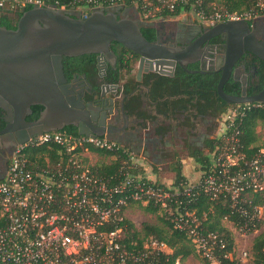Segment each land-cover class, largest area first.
Here are the masks:
<instances>
[{"label":"built area","instance_id":"obj_1","mask_svg":"<svg viewBox=\"0 0 264 264\" xmlns=\"http://www.w3.org/2000/svg\"><path fill=\"white\" fill-rule=\"evenodd\" d=\"M77 9L47 5L44 0H0V9L21 10L28 6L52 7L68 11L129 7L127 0H81ZM145 18L189 7L202 23L214 25L234 20L249 22L264 18V0L244 13L215 12L208 16L204 0H130ZM199 8V9H198ZM250 104L233 105L223 117V129L211 156V165L196 184L162 186L136 176L144 160L123 144L106 136H86L63 131L46 132L30 139L14 151L5 176L0 180V264H162L160 255L171 249L147 239L125 242L130 219L129 204L163 206L175 229L185 231L202 258L221 264L227 241L208 232L195 211L187 210L202 193L229 204L240 222L225 219L242 235L257 233L263 208L254 205L251 194L264 192V146L248 155L241 140V125ZM264 107V103H256ZM58 148L59 162L46 168L26 158L28 148ZM97 149L114 153L119 159L117 173L99 177L84 157ZM80 150H83L80 151ZM244 221V222H241ZM247 252L243 253L244 260Z\"/></svg>","mask_w":264,"mask_h":264},{"label":"water","instance_id":"obj_2","mask_svg":"<svg viewBox=\"0 0 264 264\" xmlns=\"http://www.w3.org/2000/svg\"><path fill=\"white\" fill-rule=\"evenodd\" d=\"M141 27L136 20L119 18L114 9H94L78 17L72 11L38 6L19 18L16 29L0 26V109L8 114V136L18 140L15 150L35 136L63 131L69 126L77 128L79 135L106 136L119 143L133 137L127 97L102 99V106L86 104L83 94L79 99L71 96L64 70L66 57L86 54H95L100 64L108 62L116 69L118 58L111 48L113 42L138 57L136 78L142 82L144 74L149 73L174 77L177 67L200 73L189 70L188 64L211 58L209 47L201 48V44L222 35L226 53L219 70V97L230 105L264 103V88L254 95L247 94L246 86L240 95L224 90L245 52L264 61V40L256 36L254 23L243 19L220 23L201 39L198 48L149 41ZM107 90L118 97L123 87L112 84ZM33 106L43 110L38 120L28 122L26 116L32 113Z\"/></svg>","mask_w":264,"mask_h":264},{"label":"trees","instance_id":"obj_3","mask_svg":"<svg viewBox=\"0 0 264 264\" xmlns=\"http://www.w3.org/2000/svg\"><path fill=\"white\" fill-rule=\"evenodd\" d=\"M47 5H58L65 6L68 9L82 7L83 3L81 0H44ZM211 2H217L218 5H211ZM127 6L132 7L130 0H127ZM255 5V0H204L203 9L208 16L214 14L215 12H229V13H244L251 10ZM32 6L25 7L21 10L13 9H0V26L7 29H16L17 22L19 18L27 11L31 10ZM199 9V8H198ZM189 7L182 9H177L174 13H164L163 17L177 16L182 11H189ZM141 31L143 35L149 40L153 41L155 37L154 28L142 27ZM114 53L117 55L118 63L116 69H111L112 72V84H120L124 81V92L125 94L133 93L138 85L136 75L133 74L137 68V56L123 47L120 43L113 42L111 46ZM70 58L66 57L64 62V70L67 73L68 63ZM77 61L75 64V71L78 73L92 74L95 70L96 55L86 54L78 57H74ZM259 60V59H258ZM259 68V74L256 79L255 84L251 85L247 89L248 95H254L259 93L264 88V61ZM144 82L150 87V98L159 99L165 96H180L186 95L190 96L192 99H199L197 112L208 114L213 117L220 118L225 114L232 105L224 102L218 95L217 85L219 82V77L214 75H191L186 73L184 70L179 69L174 77L161 76L153 73H149L144 76ZM153 79V80H152ZM150 80L152 82L150 83ZM224 90L228 94L240 95L241 88L239 83L229 82L225 85ZM204 101V102H202ZM142 100L139 95H131L126 101L127 109H139L141 107ZM164 112H168L171 109L176 110L179 107L175 106L174 102L172 105L163 104ZM192 108L195 105H191ZM250 108L245 111L243 116V122L241 125V140L245 145V151L248 155L256 153L259 148L264 146L259 145V133L257 132V127L262 124L264 125V107H259L256 103L249 105ZM42 107H40L41 110ZM63 132L70 134H78L77 130L74 128L64 129ZM219 141L218 138L209 140L207 142V152H202L195 150L193 151V157L202 167V176L208 171L211 165V156L213 155ZM258 144V145H257ZM58 148L54 147L53 150L48 149L47 146L33 147L26 149V158L33 165L46 168L48 166H55L59 162V155L57 154ZM83 152V150H80ZM93 153H97L103 157L115 156L114 153L91 149ZM85 162L89 163L88 157H84ZM172 171L176 174L175 182L171 185H180L182 183H190L186 181L181 176V167L179 162L172 165ZM92 170L99 177H111L115 175L119 169V159H113L109 162H105L102 165H95L91 167ZM136 176L146 178L143 169L138 167L135 171ZM157 182V181H156ZM160 183V182H159ZM162 186L169 187L171 185L160 183ZM193 184V183H191ZM196 184V183H194ZM254 205L264 206V192L251 194ZM187 210H193L196 215L199 216L204 223L208 232H215L222 236L227 241V249L225 253L232 252L235 249V239L230 230L226 226L225 219L228 218L231 222H240L241 218L237 215H233L231 208L227 202L223 200L217 201L212 200L210 195L201 194L196 200L191 203H185L184 205ZM147 212H158L162 210L160 206H153L149 204L145 207ZM161 223L150 224L146 223L141 228H138L131 221L126 220L125 223L128 226L126 231L125 242L138 241L139 243L144 242L147 239H155L159 242L165 243L171 252L168 254L161 253L160 261L162 264H177V261H184L190 256L201 257L196 251L195 247L192 245L190 239L188 238L185 231H180L175 229L173 224L168 220V215L162 210ZM244 222V221H241ZM261 225V224H260ZM260 225L258 228H260ZM252 254V264H264V232L259 233L253 239V244L251 247ZM201 259L206 264H211L207 260L201 257ZM221 264H241V261L237 259L236 255L234 258L227 259L221 258Z\"/></svg>","mask_w":264,"mask_h":264},{"label":"flooded vegetation","instance_id":"obj_4","mask_svg":"<svg viewBox=\"0 0 264 264\" xmlns=\"http://www.w3.org/2000/svg\"><path fill=\"white\" fill-rule=\"evenodd\" d=\"M113 9L118 14L119 18H130L141 23L142 27L154 28L155 37L153 41H161L166 44H178L180 47H184V48L191 46H194V48L195 47L198 48L201 39L210 35V29L220 24V23H216L212 26L203 24L196 17H194V15H189L187 18L181 20H175L173 18L172 19L161 18L156 21H150V20L142 19L139 16V11L133 7H110L104 10L111 11ZM72 12H74L75 15L78 17H83L88 13H90L80 10H74ZM250 23L252 24L254 23L255 32L258 39L264 40V18H260ZM225 41L226 39L222 35H220L217 37H212L210 42L206 41L204 42V44H201V48L209 47L212 57L206 58L202 63L198 62L195 64H188L187 67L189 70L201 71L200 73H189L185 70L184 71L191 75H197V74H201L205 76L214 75L220 78L219 70L222 68L224 64V55L226 53ZM259 60L251 53L245 52L243 57L239 60L238 64L235 66L234 68L235 70L231 74L228 83L229 82L239 83L241 91L243 87L246 86V88L248 89L251 85L255 84L259 74V68L262 64V62H260ZM76 63L77 61L74 60V57H71L68 63V68H67L68 71L67 73L65 72L68 78V84L70 85L69 89L72 91L71 96H74L76 97V99H79V96H82L83 94V99H85V103L86 104L93 103L94 106H98V105L102 106L103 105V103L101 102L103 101L102 99H123L125 97H127L126 99H128L129 96H131L125 94L124 90H122L118 92L119 94L118 97H114L111 94L112 91L107 90V86L112 85L111 69L113 68L110 66L108 62L106 64H100L97 61V55H96L95 70L90 75L87 73H78L77 71H75L74 69ZM179 69L181 68L177 67L176 72ZM84 74H86V77H84ZM103 93L105 94L104 97H102ZM190 100H191L190 105H195V107L192 108L193 109L192 113H194V115L195 113L199 114V112H197V109L200 107L198 106L199 99H190ZM40 107L41 106L32 107V113L26 116V120L28 122H35L36 120L39 119L40 114L43 110V108H41L40 110ZM203 115L205 114H202V116ZM7 118H8V114L4 112L2 109H0V180L5 176L7 172V169L10 165V162L12 160L15 151V144L18 141L16 136L15 138H12L8 136V132H6V128L9 124L6 122ZM67 128H74L77 130V128L72 126L66 127L65 129ZM215 128L217 131V128H219V126ZM210 133L211 132L209 130L206 131L205 129L203 131L198 132L197 136L193 137L192 139L187 138L186 141L185 139L181 140V143L178 144V147L180 146L178 149L184 152L187 151L188 154H190L191 151H195V150L202 151L205 147L204 143H206L209 140L215 139V136L211 137ZM219 135L220 133H218V136ZM177 138H181V137L179 136ZM150 143L152 144V146H155L159 142L152 139ZM168 144L169 142L166 143V145ZM191 146L192 148L189 149Z\"/></svg>","mask_w":264,"mask_h":264},{"label":"crops","instance_id":"obj_5","mask_svg":"<svg viewBox=\"0 0 264 264\" xmlns=\"http://www.w3.org/2000/svg\"><path fill=\"white\" fill-rule=\"evenodd\" d=\"M136 72L137 68L133 74L136 75ZM152 80H150V83ZM124 83V81L121 82L122 87ZM139 83L136 90L128 94L139 95L142 100L139 109H127L131 126L129 131L130 133H134V135L133 137H129L128 141L121 144L135 154L143 157L145 163L143 172L148 179L168 185L174 184L176 174L172 171V165L179 162L181 176L190 183H198L202 178L201 165L193 157V151L187 157L182 156L184 151L178 149L180 147H178V144L181 143V140L192 139L197 136L198 132L205 129L211 132V137L216 136L217 131L215 127L217 125L215 123L218 122L219 118L208 114L202 116L203 113H195L194 115L190 105V99H192L190 96H165L159 99H152L150 98V87L144 82V79ZM172 102H174L175 106H183L184 104L186 107H179L176 110L171 109L168 112H164L165 108L163 104L172 105ZM260 125L257 127L258 133ZM179 136L182 139L177 138ZM152 139L159 143L152 146L150 143ZM167 142H169L168 145H166ZM207 142L204 143L205 147L202 152L208 151L206 147ZM191 148L192 146L189 149ZM92 153L88 154L91 159L96 156H100L103 161L107 159V162L115 159L114 156L106 158L97 153ZM192 257L190 256L178 263L182 264L185 262V264H189Z\"/></svg>","mask_w":264,"mask_h":264},{"label":"rangeland","instance_id":"obj_6","mask_svg":"<svg viewBox=\"0 0 264 264\" xmlns=\"http://www.w3.org/2000/svg\"><path fill=\"white\" fill-rule=\"evenodd\" d=\"M211 5H218L217 2H211ZM133 8H136V6H132ZM138 10V9H137ZM189 15H194V17H196L200 22H202V20L198 17L197 13L195 11H192L191 9L189 11H182L179 15L177 16H168V19H175V20H181L184 18H187ZM139 16L142 19L145 20H150V21H156L161 19V17H159V15H152L149 18H145L143 14L139 13ZM204 24V23H203ZM233 106V105H232ZM233 108V107H231ZM223 117L224 114L218 119V122L215 123L217 125V127L219 126V128H217V134H215V138H218V133H220L223 129ZM261 127H259L258 131H259V145H262V143L264 142V125H260ZM219 129V130H218ZM258 145V144H257ZM93 154V153H92ZM188 152H184L182 156L187 157ZM88 157V161L91 163L92 166L95 165H102L103 163L107 162L108 160H102L100 158V156H96L94 158H89ZM149 204L142 203V204H136V203H132L129 204L127 209H126V215L128 216V218L130 219V221L136 225L138 228H141V226H143L146 223H150V224H159L161 223V216H162V210L165 212V208H163V206H160L162 208V210H159L158 212H147L145 210V207H147ZM263 208V214L262 217L260 219V221L258 222V226L260 225V228H258L257 233H252V234H248V235H242V233H239L238 230L236 229V227H232L230 225V223L226 222V226L232 230V233L234 235V239H235V243H236V257L237 259H241L243 258V253L246 251L247 252V256L244 260L241 261V264H252V254H251V247L253 244V239L255 236H257L259 233L264 232V206H261ZM191 262L189 264H206L201 257H192L191 258ZM179 261H177V264ZM182 264H185L182 263Z\"/></svg>","mask_w":264,"mask_h":264}]
</instances>
